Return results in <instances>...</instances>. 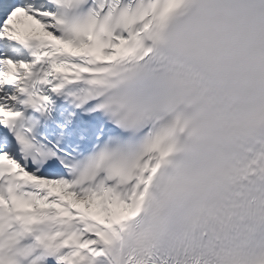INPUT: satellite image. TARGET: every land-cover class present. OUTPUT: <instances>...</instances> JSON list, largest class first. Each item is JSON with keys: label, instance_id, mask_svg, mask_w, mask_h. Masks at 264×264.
Listing matches in <instances>:
<instances>
[{"label": "snow or ice", "instance_id": "snow-or-ice-1", "mask_svg": "<svg viewBox=\"0 0 264 264\" xmlns=\"http://www.w3.org/2000/svg\"><path fill=\"white\" fill-rule=\"evenodd\" d=\"M0 264H264V0H0Z\"/></svg>", "mask_w": 264, "mask_h": 264}]
</instances>
